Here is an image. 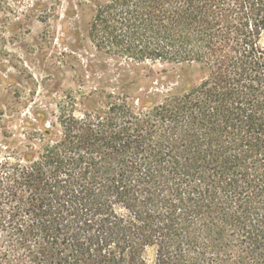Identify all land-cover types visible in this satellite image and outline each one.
Returning a JSON list of instances; mask_svg holds the SVG:
<instances>
[{
	"label": "trees",
	"instance_id": "trees-1",
	"mask_svg": "<svg viewBox=\"0 0 264 264\" xmlns=\"http://www.w3.org/2000/svg\"><path fill=\"white\" fill-rule=\"evenodd\" d=\"M88 3L98 50L179 70L0 163V264H264V0Z\"/></svg>",
	"mask_w": 264,
	"mask_h": 264
},
{
	"label": "rangeland",
	"instance_id": "rangeland-1",
	"mask_svg": "<svg viewBox=\"0 0 264 264\" xmlns=\"http://www.w3.org/2000/svg\"><path fill=\"white\" fill-rule=\"evenodd\" d=\"M90 18L88 0H0V163L36 156L44 129L60 135L69 115L104 113L109 95L125 85L136 102L179 70L107 56L88 36Z\"/></svg>",
	"mask_w": 264,
	"mask_h": 264
}]
</instances>
